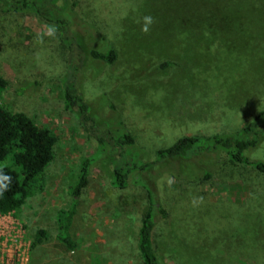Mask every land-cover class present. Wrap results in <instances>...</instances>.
I'll list each match as a JSON object with an SVG mask.
<instances>
[{"label":"rangeland","instance_id":"1","mask_svg":"<svg viewBox=\"0 0 264 264\" xmlns=\"http://www.w3.org/2000/svg\"><path fill=\"white\" fill-rule=\"evenodd\" d=\"M75 7L118 51L109 65L91 59L77 85L98 114L121 117L150 158L178 136L234 131L264 110V0H76ZM146 15L155 21L147 34ZM66 55L51 21L0 8V77L7 82L0 103L41 126L47 109L56 136L46 196L44 168L18 210L0 216V233L22 229L28 264H144L136 231L147 190L113 186L104 157L91 166L79 198L76 249L57 238V211L68 205L80 160L93 150L80 117L64 105ZM165 60L175 65L150 74ZM251 155L264 159V138ZM1 166L21 170L10 154ZM212 169L204 181L160 177L167 215L152 241L162 264H264V173L229 163ZM38 229L46 235L32 248Z\"/></svg>","mask_w":264,"mask_h":264},{"label":"trees","instance_id":"2","mask_svg":"<svg viewBox=\"0 0 264 264\" xmlns=\"http://www.w3.org/2000/svg\"><path fill=\"white\" fill-rule=\"evenodd\" d=\"M75 6L76 0H0L2 10L34 14L51 21L59 31L67 48L66 70L60 77L64 105L80 117L88 142L93 146L92 152L80 160L76 181L69 186L68 205L57 211V238L67 248L76 249L71 226L79 198L90 182L91 166L104 157L108 162L103 166L113 186L124 188L133 183L147 190V205L136 231L137 246L144 264H162L152 241L154 225L167 215L158 191L160 177L168 172L179 179L204 181L213 177V166L224 163L251 166L264 173V159L251 155L264 138V110L234 131L178 136L150 158L123 119L117 116L115 122L98 114L77 85V74L91 59L109 65L116 61L118 51L96 25L81 17ZM172 65L175 63L171 60L162 61L150 74L165 73ZM6 83L0 77V88ZM109 106L116 108L111 101ZM50 129L38 125L24 112L13 111L0 103V162L10 154L14 164L21 167L20 172L10 166L0 167L12 177L10 190L0 197V214L18 210L28 194V186L52 159L56 136ZM45 235L46 230L38 229L31 247L40 244Z\"/></svg>","mask_w":264,"mask_h":264},{"label":"built area","instance_id":"3","mask_svg":"<svg viewBox=\"0 0 264 264\" xmlns=\"http://www.w3.org/2000/svg\"><path fill=\"white\" fill-rule=\"evenodd\" d=\"M12 212L0 214L10 216ZM18 224V223H17ZM6 234L0 233V264H28L29 241L25 240L20 227H11Z\"/></svg>","mask_w":264,"mask_h":264},{"label":"clouds","instance_id":"4","mask_svg":"<svg viewBox=\"0 0 264 264\" xmlns=\"http://www.w3.org/2000/svg\"><path fill=\"white\" fill-rule=\"evenodd\" d=\"M142 19H143V24L141 27V31L147 34L150 31L151 25L155 22L154 18L151 15H146ZM54 33H55V29L50 28L49 34L54 35ZM11 182H12V177L4 174L3 171L0 170V197H2L5 192L10 190ZM169 183H171V181H169Z\"/></svg>","mask_w":264,"mask_h":264}]
</instances>
